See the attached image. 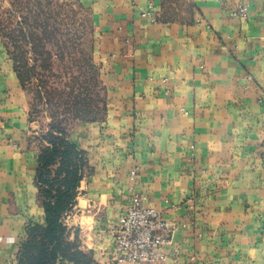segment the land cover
Wrapping results in <instances>:
<instances>
[{
	"label": "crops",
	"instance_id": "crops-1",
	"mask_svg": "<svg viewBox=\"0 0 264 264\" xmlns=\"http://www.w3.org/2000/svg\"><path fill=\"white\" fill-rule=\"evenodd\" d=\"M77 1L91 14L105 109L69 138L86 163L76 253L113 264L112 227L135 193L185 225L166 264H264V0H191L185 19L164 16L162 0ZM239 6L246 16L231 17ZM30 129L0 34V264H22L29 228L46 226Z\"/></svg>",
	"mask_w": 264,
	"mask_h": 264
},
{
	"label": "rangeland",
	"instance_id": "rangeland-1",
	"mask_svg": "<svg viewBox=\"0 0 264 264\" xmlns=\"http://www.w3.org/2000/svg\"><path fill=\"white\" fill-rule=\"evenodd\" d=\"M162 1L169 19L190 13L191 0ZM0 34L28 98L29 141L38 155L48 147L49 134L69 140L79 123L103 119L94 27L77 0H0ZM73 207L63 215V224L70 253L76 254L85 221ZM80 257L81 264H88Z\"/></svg>",
	"mask_w": 264,
	"mask_h": 264
},
{
	"label": "trees",
	"instance_id": "trees-1",
	"mask_svg": "<svg viewBox=\"0 0 264 264\" xmlns=\"http://www.w3.org/2000/svg\"><path fill=\"white\" fill-rule=\"evenodd\" d=\"M48 136L51 137L48 147L37 158L36 178L46 226L29 228L27 239L30 242L22 264H54L59 254L80 260L76 258L79 253H70L63 215L74 205L86 163L82 152L63 134L60 138H53L51 134Z\"/></svg>",
	"mask_w": 264,
	"mask_h": 264
},
{
	"label": "built area",
	"instance_id": "built-area-1",
	"mask_svg": "<svg viewBox=\"0 0 264 264\" xmlns=\"http://www.w3.org/2000/svg\"><path fill=\"white\" fill-rule=\"evenodd\" d=\"M247 9L239 6L230 12L231 17L243 18ZM149 17L150 13L144 14ZM135 171L130 173L133 181ZM185 227L166 220L162 213L143 205L140 195L131 193L124 212L112 227L115 241L113 264H166L170 256L164 248L171 242L174 232Z\"/></svg>",
	"mask_w": 264,
	"mask_h": 264
}]
</instances>
